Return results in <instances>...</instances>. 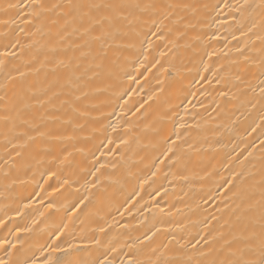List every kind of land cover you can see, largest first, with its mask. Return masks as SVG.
<instances>
[{
	"label": "bare ground",
	"instance_id": "bare-ground-1",
	"mask_svg": "<svg viewBox=\"0 0 264 264\" xmlns=\"http://www.w3.org/2000/svg\"><path fill=\"white\" fill-rule=\"evenodd\" d=\"M29 3L0 0V258L260 260L264 0Z\"/></svg>",
	"mask_w": 264,
	"mask_h": 264
},
{
	"label": "snow or ice",
	"instance_id": "snow-or-ice-1",
	"mask_svg": "<svg viewBox=\"0 0 264 264\" xmlns=\"http://www.w3.org/2000/svg\"><path fill=\"white\" fill-rule=\"evenodd\" d=\"M28 7L31 9L30 15H32L35 19H40L41 15L44 12L51 11V9L45 8L44 0H30ZM56 7H59V5H53L52 9ZM75 7H83V5H76ZM88 7L98 8L100 7V5H88ZM105 7H124V5H119V6L105 5ZM128 7L136 9L140 11L141 13H143L153 8V5L147 4V3L142 4L140 2H137L132 5H129ZM124 18H126V16ZM94 23H98V22H94ZM90 29H91V26H89V28L84 29V32L87 33L90 31ZM108 35H109L108 33H104L103 36L93 37V39L101 40L107 37ZM260 75L264 77V59H262L261 61ZM261 83L264 84V80H261ZM260 95H261V98L264 99V87L260 88ZM0 223H3V221H0ZM19 231L21 230H18V232ZM23 231H28V230L24 229ZM4 243H7V242H4ZM12 247L15 248L16 244H13ZM69 247H71V245ZM259 249L261 253L260 260L243 259L241 257V258L229 261L228 264H261V260H264V234L261 235ZM249 250L251 251V246H249ZM8 255L10 256L11 252H9ZM62 256H63V251L61 249H53L52 254L49 256V259L47 261H44V264H63ZM0 264H12V261L0 258ZM101 264H105V262L101 261ZM129 264H131V261H129ZM212 264H215V262H212Z\"/></svg>",
	"mask_w": 264,
	"mask_h": 264
}]
</instances>
